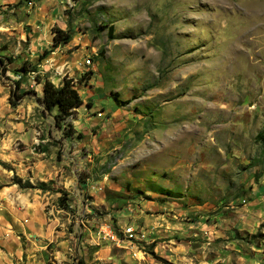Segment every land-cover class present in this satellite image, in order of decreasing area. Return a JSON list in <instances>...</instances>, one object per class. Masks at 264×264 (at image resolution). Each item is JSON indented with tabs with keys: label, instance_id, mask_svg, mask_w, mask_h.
<instances>
[{
	"label": "rangeland",
	"instance_id": "1",
	"mask_svg": "<svg viewBox=\"0 0 264 264\" xmlns=\"http://www.w3.org/2000/svg\"><path fill=\"white\" fill-rule=\"evenodd\" d=\"M39 7L72 37L58 78L73 79L85 103L69 118L81 140L45 139L63 165L53 203L66 195L69 210L51 218L69 248L61 258L55 240L38 249L20 235L31 248L10 255L0 242V264H87V239L102 225L118 229L111 216L139 202L170 203L191 220L248 208V191L264 181V0H0V49L14 58L3 81H17L21 65L17 40L3 35H30L24 23ZM44 117L36 107L17 122L43 127ZM247 226L234 240L264 264V242L251 248L264 241V222Z\"/></svg>",
	"mask_w": 264,
	"mask_h": 264
},
{
	"label": "crops",
	"instance_id": "2",
	"mask_svg": "<svg viewBox=\"0 0 264 264\" xmlns=\"http://www.w3.org/2000/svg\"><path fill=\"white\" fill-rule=\"evenodd\" d=\"M28 4L29 8H32V2ZM39 9L40 7L36 8L34 15H27L24 23L30 35H3L8 40H17L18 47L14 48V52L16 51L14 55L21 65L27 62L38 68L37 73H29L24 79L27 76L29 78L20 82L18 93L22 94V97L16 102L15 107H11L9 103L14 81L8 79L3 81L2 78L6 72L9 73L8 66L14 63V58H10L12 62L9 63L6 60L9 57H3L11 55L12 49L10 47L0 49V59L3 61V64L0 63V242L8 247L10 255L18 256L31 248L29 244L22 246L18 239L20 235L32 238L38 249H45L55 240L63 251L59 255L63 258L69 248V238L65 237L64 229L60 232L55 231L59 221L56 217L51 218L54 212L59 213L63 210L58 204L60 210L57 209L53 203L54 194L59 193L58 188H64L63 165L58 166L52 160L55 156L52 152L54 149L45 143V139L52 134L60 135L59 138L62 140V130L55 126L45 128L48 113L38 102L42 98L43 84L36 83L33 77L35 75L47 77L58 87L62 82L58 78L59 70H62L66 63L70 65V62L66 60V55L61 54L66 50L67 44L50 51L53 44L52 29L61 27L55 25L57 23L54 19L43 15ZM25 40L29 43H25L27 45L21 48V43L26 42ZM44 51L50 52L39 61V56ZM30 96V99H34L33 102H30ZM36 107L42 110L45 116V120L39 119V125L44 123L43 127L30 126V122L25 127L24 122L28 121ZM51 114L50 118L54 121L55 112ZM20 117H26V120L17 122V118ZM17 124L21 126L17 127ZM17 142L23 143L24 148L20 150ZM36 142L39 144L37 150L34 147ZM49 151L51 154L46 157ZM27 183L33 188H24V184ZM37 183L47 184L49 190L35 188ZM247 194L248 208H241L238 211L233 209L227 213L219 212L214 215H200L194 220L182 218V211L174 210L170 203L139 202L130 210L131 214L121 215L125 217L115 214L111 216L117 220L118 229H112L115 233L120 234L125 227L131 226L137 231V239L114 244L100 240L95 232L91 239H87L88 249L92 253L87 264H161L146 253L151 245L157 257L171 264H251L252 258L247 256V248L238 244L234 237L244 227L250 228L247 225L256 226L264 222V181L254 182ZM77 201L78 207L82 209L84 206H81L79 198ZM111 207H114V204ZM126 208L120 211L125 213ZM122 218L129 222H123ZM246 221L249 223H245ZM84 228L88 230L86 226ZM263 242L259 241L258 245H252V250L260 253ZM237 253H241L238 259Z\"/></svg>",
	"mask_w": 264,
	"mask_h": 264
},
{
	"label": "trees",
	"instance_id": "3",
	"mask_svg": "<svg viewBox=\"0 0 264 264\" xmlns=\"http://www.w3.org/2000/svg\"><path fill=\"white\" fill-rule=\"evenodd\" d=\"M108 31H112L109 27ZM53 33V44L50 51L53 49L66 45L71 42L72 37L68 31L61 30L59 28L54 27L52 29ZM50 51H44L42 55L39 56V61L43 60L46 55ZM9 63H11V59H6ZM0 63L3 64V61L0 59ZM4 71V69H3ZM38 68L36 65H31L27 62H24L19 70L17 71L21 79L23 80L26 75L29 73H37ZM92 73L86 74V76L91 75ZM36 83H42V98L38 100L40 104L43 105L44 111L48 114L55 112L54 118V126L62 130V137L63 139L73 138L72 135L74 133L72 122L69 121L70 117L74 116V113L77 109H79L83 105V100L78 94L74 86L73 79L64 78L60 84V86L56 87L47 77H41L39 75H35L33 77ZM14 81V89L11 91V95L9 97V103L11 107H15L17 105V101L21 99L22 94H19L20 82L21 81ZM116 100V99H115ZM77 140L82 139L81 134H77L75 137ZM257 138L263 143V157H264V131L260 132L257 135ZM42 151H47L46 149H42ZM19 183V182H18ZM24 188H33L29 183L24 184ZM35 188L40 190H49L48 185L45 183H37ZM61 192V191H58ZM66 195L59 198L58 207L63 210H69V208L65 205L66 202ZM117 233V232H116ZM119 234V233H117ZM152 245L149 247L150 249L146 250V253L149 254L153 259L158 261L161 264H170L164 259L157 257L152 251Z\"/></svg>",
	"mask_w": 264,
	"mask_h": 264
},
{
	"label": "built area",
	"instance_id": "4",
	"mask_svg": "<svg viewBox=\"0 0 264 264\" xmlns=\"http://www.w3.org/2000/svg\"><path fill=\"white\" fill-rule=\"evenodd\" d=\"M90 63L91 62L89 58L85 59L83 61V67H88ZM20 79L21 76L18 75V77H16V80L19 81ZM96 116L98 118H101L103 117V114L102 112H98ZM136 232H137L136 229L129 226V227H125V229L122 230V233L117 234L112 230L110 226L102 225L97 232V236L100 240L108 241L114 244H120L124 240L131 241L137 239L138 235Z\"/></svg>",
	"mask_w": 264,
	"mask_h": 264
}]
</instances>
